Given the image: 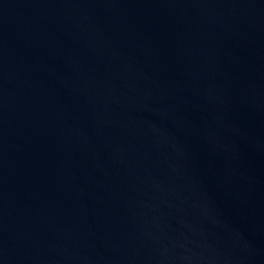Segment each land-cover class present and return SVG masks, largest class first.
I'll return each mask as SVG.
<instances>
[{"label":"water","instance_id":"95a60500","mask_svg":"<svg viewBox=\"0 0 264 264\" xmlns=\"http://www.w3.org/2000/svg\"><path fill=\"white\" fill-rule=\"evenodd\" d=\"M0 264H264V0H0Z\"/></svg>","mask_w":264,"mask_h":264}]
</instances>
